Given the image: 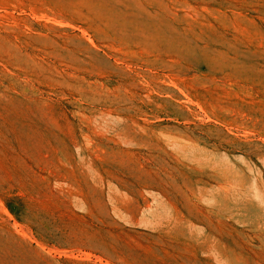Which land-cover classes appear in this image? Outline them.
Listing matches in <instances>:
<instances>
[{"label": "rangeland", "instance_id": "1", "mask_svg": "<svg viewBox=\"0 0 264 264\" xmlns=\"http://www.w3.org/2000/svg\"><path fill=\"white\" fill-rule=\"evenodd\" d=\"M0 264H264V0H0Z\"/></svg>", "mask_w": 264, "mask_h": 264}]
</instances>
